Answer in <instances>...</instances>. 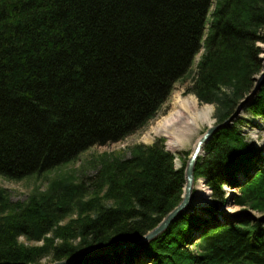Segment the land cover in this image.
<instances>
[{"label": "trees", "instance_id": "trees-1", "mask_svg": "<svg viewBox=\"0 0 264 264\" xmlns=\"http://www.w3.org/2000/svg\"><path fill=\"white\" fill-rule=\"evenodd\" d=\"M258 44L264 0H0V176L45 175L137 133L201 50L193 90L224 124L255 89ZM246 112L264 119V87ZM241 123L217 133L196 165L214 207L191 209L148 245L117 250L181 204L187 153L176 170L162 144L136 147L130 159H102L90 186L55 180L25 205L0 190V264L108 249L77 264H264V216L236 223L219 212L264 213V151Z\"/></svg>", "mask_w": 264, "mask_h": 264}, {"label": "rangeland", "instance_id": "rangeland-1", "mask_svg": "<svg viewBox=\"0 0 264 264\" xmlns=\"http://www.w3.org/2000/svg\"><path fill=\"white\" fill-rule=\"evenodd\" d=\"M214 9H215V4H214V7L212 8V12L214 11ZM208 29H209V26L207 28V32H208ZM258 47H260L261 52H262L260 55V60L262 61L263 69L260 75L256 77V81H258L257 79L260 78L264 70V44H258ZM203 55H204V50H201V52L195 58L194 66L192 68V73L190 74V76H188L186 80L181 81L174 86V89L170 97L168 98L166 103L161 107L156 117L153 120H151L144 128H142L137 133L127 137L123 141L116 143V144H109L106 146H96L88 150L84 154H82L74 163L61 167L45 175L33 176L31 178L24 179L21 181L8 180L0 176V190L6 192L8 199L10 200L11 203L25 205L26 203L30 201L31 197L36 195V193H39V194L46 193V191L48 190V187L50 186V183H53L55 180L71 178L77 182L83 181L86 185L90 186L95 181V178L97 177L101 169L100 162L102 161V159L106 158V160H110V161L130 159L131 154L136 147H140V146L153 147L156 144H162L166 152L170 153L171 155L175 157L174 165H175L176 170L182 169L183 167L182 161L184 158L183 154L185 153L188 154V157H187V161H188L197 142L199 141L200 138L204 136V134L208 131L210 127L203 126V125L200 126L198 128V131H196L194 136L191 138V140L183 148H181L178 153H173L168 149L167 141L164 138H157L151 144H145L143 143L142 140L145 137V135L153 127L156 126L158 121H160L161 119H163L164 117L168 115V113L171 111L172 106H173V99L177 95H181L184 98H187L189 96H194L197 99L201 107L205 105L213 107V125L211 127L218 126L217 121L215 120V106L202 102L199 96L193 90L194 82H196L198 78L197 77L198 65ZM256 85H257V82H256ZM240 119L243 121V123L240 124V131L242 135L246 138L247 142H249L250 144H253L257 148L262 149L264 151V123L259 122L258 118L257 119L252 118L251 115L246 112V110L244 111ZM262 156H264V153H262ZM205 157L206 155L203 156L202 158H205ZM177 159L179 160L178 167L176 163ZM200 182H202L204 186H206L207 191L210 192L206 206H204L203 208H198V211L201 212L204 209H212L214 205H213L212 195H211L212 192L210 188L207 187V183L205 180L196 181L192 203L196 204L199 202L197 186L199 185ZM226 191H227V194H229L233 190L227 188ZM230 201H231V198H230ZM228 206L236 210V213H233V215L251 213L256 218H260L264 216L263 215L264 213L262 214L258 212H253L248 208H240L237 206H233L232 204ZM221 208L219 209V212L223 213ZM228 215H231V214H228ZM74 218L76 217L75 216H73L72 218L70 217L68 220H71ZM166 218L167 216L163 219V221ZM65 223H67V220L64 221V224ZM20 241L25 243L28 246L29 245H32V246H42L43 245V241L38 242V243H33V244L26 243L23 238H21ZM191 250L193 251L194 248H191ZM41 263L42 264H53L50 258L43 259ZM140 264H147V263H140Z\"/></svg>", "mask_w": 264, "mask_h": 264}, {"label": "bare ground", "instance_id": "bare-ground-1", "mask_svg": "<svg viewBox=\"0 0 264 264\" xmlns=\"http://www.w3.org/2000/svg\"><path fill=\"white\" fill-rule=\"evenodd\" d=\"M251 94L247 95L245 99L251 97ZM258 119L259 122L264 123L263 118ZM202 125L207 127L213 125V107L208 105L201 107L194 96L184 98L181 95H177L173 99V106L168 115L158 121L156 126L145 135L142 141L145 144H151L157 138H164L167 141L168 149L173 153H178ZM176 163L178 167V159ZM231 190L233 191L227 194L228 199H232V196L237 193L236 190ZM197 191L199 202L193 203L192 210L206 206L210 195V192L207 191L206 186L202 182L197 186ZM228 205L221 208L223 213L227 215L236 213V210Z\"/></svg>", "mask_w": 264, "mask_h": 264}, {"label": "water", "instance_id": "water-1", "mask_svg": "<svg viewBox=\"0 0 264 264\" xmlns=\"http://www.w3.org/2000/svg\"><path fill=\"white\" fill-rule=\"evenodd\" d=\"M257 80H258L257 85H256L254 91L252 92L251 97H248L247 99H245L241 103V105L238 107L236 113L228 121H226L224 124L218 125L215 127H210L208 129V131L204 134V136L202 138H200L199 141L197 142V144H196V146H195V148H194V150H193V152H192V154L188 160V163H187V166L185 169V185H184V189H183V196H182L181 204L173 212H171L167 216V218L153 231H151L146 236H144L140 239L132 241L131 243H129L125 246H121L117 250H122V249H127V248H133L136 246H142V245L150 244L152 241L156 240L163 233H165L171 227V225L180 218L181 215L187 213L191 209V207L193 205L192 201H193L194 189H195V184H196L195 169H196V165H197L198 161L200 160V158H202L203 156L206 155L205 147L207 146V144L213 139V137L217 133L223 131L228 126H232L236 120L241 118L244 111L253 102V100H255V98L258 96V94L262 91V89L264 87V71H263L262 75L260 76V78ZM231 216H232L231 218L236 223H243L245 221H256L258 219L255 216H253V214H251V213H243V214H237V215H231ZM114 251H116V250H112V249L90 250V251L85 252V253H79L75 257H73L69 260L58 262L55 264H77L81 261L88 260V259L94 258L96 256L107 255V254L112 253Z\"/></svg>", "mask_w": 264, "mask_h": 264}]
</instances>
